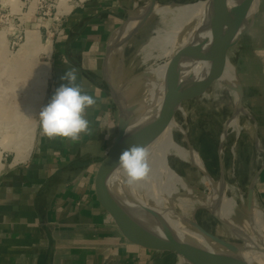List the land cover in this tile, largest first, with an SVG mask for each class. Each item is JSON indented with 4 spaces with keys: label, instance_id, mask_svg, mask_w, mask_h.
<instances>
[{
    "label": "crops",
    "instance_id": "obj_1",
    "mask_svg": "<svg viewBox=\"0 0 264 264\" xmlns=\"http://www.w3.org/2000/svg\"><path fill=\"white\" fill-rule=\"evenodd\" d=\"M149 1H69L71 7L60 14L63 34L53 35L46 55L49 75L42 106L66 83L60 79L66 69L75 68L77 82L97 98L87 109L91 132L75 143L49 139L36 116L28 154L17 159L15 153L0 172V264H179L173 253L125 238L94 189L117 134V108L102 75L106 46L130 11L140 14ZM228 56L243 104L253 116V175L262 168L255 199L264 209V0L254 25Z\"/></svg>",
    "mask_w": 264,
    "mask_h": 264
},
{
    "label": "water",
    "instance_id": "obj_2",
    "mask_svg": "<svg viewBox=\"0 0 264 264\" xmlns=\"http://www.w3.org/2000/svg\"><path fill=\"white\" fill-rule=\"evenodd\" d=\"M157 4L159 0H150L140 14L130 11L128 20L121 24L106 46L102 75L117 108L118 120L117 134L96 174V196L109 219L125 238L147 249L173 253L179 258V264H250L243 255L244 249L248 248V241L233 225L211 212L223 225L243 238L245 244H238L208 231L199 224L194 214L189 218L176 208L168 214L150 204L137 205L129 186L125 183L124 172L122 169H116V163L122 151L132 144L145 146L149 150L166 125L172 120L175 121L176 112L185 101L204 96L213 84L220 82L235 88L239 95L233 114L224 125L217 151L220 168L218 182L224 191L226 180L223 145L231 121L236 115L239 117L246 114L251 118L253 116L243 105V89L238 79L236 87L223 82V66L229 51L240 43L242 37L254 25L260 0H207L197 29L180 49L179 55L172 57L173 76L160 83L152 99L145 102L141 94L135 99L131 98L136 89L140 87L142 90L144 78L149 72L144 71L119 84L117 76L114 75L113 61L118 50L124 49L153 16ZM134 19H137L138 23L125 34L127 25ZM123 52L120 61L122 65L125 57ZM188 54H191L190 62L186 68H182V62L185 56L189 57ZM187 145L193 148L188 138ZM261 169L252 176L247 189L244 210L251 224L252 209L256 202L255 187ZM194 190L199 193V189ZM183 195L187 193L183 192ZM170 216L181 219L194 233L187 232L175 224ZM196 235L202 236V239Z\"/></svg>",
    "mask_w": 264,
    "mask_h": 264
},
{
    "label": "rangeland",
    "instance_id": "obj_3",
    "mask_svg": "<svg viewBox=\"0 0 264 264\" xmlns=\"http://www.w3.org/2000/svg\"><path fill=\"white\" fill-rule=\"evenodd\" d=\"M69 1L80 0H0V172L6 160H11L15 153L17 159H21L29 148L30 141H34L36 116L43 101L37 110L32 104V98L45 90L48 79L40 73L38 67L48 61L46 55H48L49 41L55 35L51 34L54 31L51 26L57 27V23L53 24L49 19L50 15L45 16L44 13L52 3L56 7H53L51 14L60 15L71 7ZM200 2L204 3L207 0H159L161 5ZM203 10L204 8H201L196 15L200 16ZM159 29H165V24L160 15L154 12L125 48L118 50L113 61V71L119 84L138 76L153 65L154 60L143 62L140 50ZM122 52L125 55L123 65L120 64ZM228 61L234 67L229 56ZM234 75L237 76L235 70ZM141 92L139 87L131 99L139 97ZM234 109L235 101L231 92L225 87L219 90L213 84L204 96L185 101L175 115L176 123L183 127L182 130L177 128L174 130L175 140L188 147V138L190 145L197 150L205 169L215 182L220 180L218 146L225 122L232 116ZM238 124L241 130L236 132L230 127L223 145V165L227 186L225 189L228 192L226 194L232 195L238 203L234 215L235 223L244 227L248 232L247 235L250 236L254 234V230L246 225L249 218L244 206L247 201L248 185L254 172L251 161L255 154L252 141L253 122L251 117L241 114ZM169 165L191 187L199 189V193H196L198 197L204 198V195L211 192V184L192 164L170 156ZM184 196L191 197V195ZM253 211L252 220L257 222L259 227L263 226L264 213L261 208L257 205ZM193 214L199 224L208 231L238 244H245L243 238L223 225L209 209L198 207Z\"/></svg>",
    "mask_w": 264,
    "mask_h": 264
},
{
    "label": "bare ground",
    "instance_id": "obj_4",
    "mask_svg": "<svg viewBox=\"0 0 264 264\" xmlns=\"http://www.w3.org/2000/svg\"><path fill=\"white\" fill-rule=\"evenodd\" d=\"M206 4L207 2L177 5L157 4L155 6L154 12L160 15L163 23L165 24V29H159L156 32V35L152 37L140 50L143 62L154 60L153 65L149 66L148 70H146L149 72V75L144 78L142 85L141 95L145 102H149L152 99L160 83L173 76L171 70L172 57L173 55H179L180 49L188 42V39L197 29L204 10L200 16H197L196 14L201 8L205 9ZM137 23V19L132 20L127 25L125 34L131 31ZM50 45L51 41H49V47L47 45L48 52L50 51ZM190 55L191 54H188L189 57L185 56L184 61L182 62V68H186L185 66H187L190 62ZM38 68L41 71L40 73H42L45 78H48V63L46 62ZM234 70L235 68L231 65L228 59H226L222 73L223 82L236 87L237 76L234 75ZM187 72L190 73V71ZM231 75L233 78H231ZM215 86L219 90H223L225 87L231 92L235 103L238 101L239 96L235 88L227 87L220 82H216ZM43 98L44 91L32 98V104L35 109L39 110ZM238 121L239 117L237 115L231 121V127L236 132L241 130V126L238 124ZM176 128L181 129V126L172 120L166 125L161 134H159L158 138L150 146L148 150L149 165L151 168L149 177L146 180L129 186L135 203L137 205L150 204L160 210L166 211L168 214L171 213L173 208H176L189 218L192 217L193 211L196 208H207L211 212H215L222 220L233 225L235 229L239 231V234L246 238L248 241V248L246 247L244 249L243 255L250 264H264V219L262 220L263 226L261 227H259L257 222L254 220H252L253 224L246 221L248 228H252L254 230L253 235L249 234L251 237H246L248 232L244 227L238 225L234 221V215L236 213L238 203L232 195L226 194L228 193L226 192V189L223 191L219 182L213 181V179L207 175V170L205 169L203 160L197 150L185 147L175 140L174 130ZM183 132L186 135L184 130ZM31 142L32 141H30V143ZM29 145L30 144H28V146ZM28 150L29 148L23 156L28 154ZM170 156L179 158L180 160L190 163L199 169L203 173L205 179H207L209 184H211V192L204 195V198H200V196L198 197L194 188L184 181L182 176L169 165ZM183 192L187 193V195H191V197L184 196ZM257 205L258 204L255 202L252 211L255 210ZM261 210L264 213L262 208ZM253 213L254 211L252 214ZM169 218L187 232H191L192 234L194 233L187 228L181 219L176 216H170ZM196 237L202 239V236L200 235H196Z\"/></svg>",
    "mask_w": 264,
    "mask_h": 264
},
{
    "label": "clouds",
    "instance_id": "obj_5",
    "mask_svg": "<svg viewBox=\"0 0 264 264\" xmlns=\"http://www.w3.org/2000/svg\"><path fill=\"white\" fill-rule=\"evenodd\" d=\"M60 79L66 83L56 88L49 102L41 107L38 123L43 136L75 143L82 134L91 132L87 109L96 105L97 98L77 82L75 68L68 67ZM116 169L123 170L128 186L146 180L151 172L147 148L132 144L120 154Z\"/></svg>",
    "mask_w": 264,
    "mask_h": 264
},
{
    "label": "built area",
    "instance_id": "obj_6",
    "mask_svg": "<svg viewBox=\"0 0 264 264\" xmlns=\"http://www.w3.org/2000/svg\"><path fill=\"white\" fill-rule=\"evenodd\" d=\"M41 5H42V3H41ZM53 7H56V5L51 3L47 7V10H46V12L44 14H45V16L50 15V18L49 19H51V21L53 22V24H54V22L57 23V27H52L51 26V28L54 30L53 32H51V34L52 35L53 34H55V35L56 34L61 35V34H63V26L61 24V17H60V15H58V13L57 14L55 13V15H53V13L51 14Z\"/></svg>",
    "mask_w": 264,
    "mask_h": 264
}]
</instances>
